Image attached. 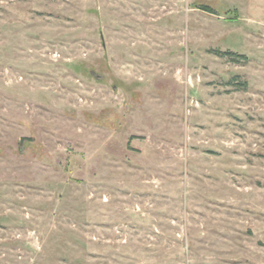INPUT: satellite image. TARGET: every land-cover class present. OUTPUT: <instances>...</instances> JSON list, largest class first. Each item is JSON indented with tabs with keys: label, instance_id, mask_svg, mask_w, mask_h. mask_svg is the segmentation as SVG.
I'll list each match as a JSON object with an SVG mask.
<instances>
[{
	"label": "rangeland",
	"instance_id": "1",
	"mask_svg": "<svg viewBox=\"0 0 264 264\" xmlns=\"http://www.w3.org/2000/svg\"><path fill=\"white\" fill-rule=\"evenodd\" d=\"M0 264H264V0H0Z\"/></svg>",
	"mask_w": 264,
	"mask_h": 264
},
{
	"label": "trees",
	"instance_id": "2",
	"mask_svg": "<svg viewBox=\"0 0 264 264\" xmlns=\"http://www.w3.org/2000/svg\"><path fill=\"white\" fill-rule=\"evenodd\" d=\"M203 10L214 13V9L208 5H202L201 7ZM216 54L219 55L220 57H227L231 62L234 63H241V62H246L248 60V57L245 54H241L235 51L231 50H215ZM238 77V76H237ZM237 77H234L236 79ZM238 84L245 85L247 86V82H237Z\"/></svg>",
	"mask_w": 264,
	"mask_h": 264
}]
</instances>
